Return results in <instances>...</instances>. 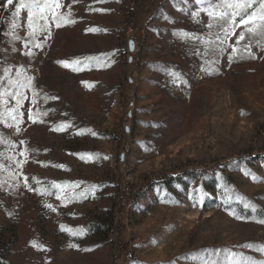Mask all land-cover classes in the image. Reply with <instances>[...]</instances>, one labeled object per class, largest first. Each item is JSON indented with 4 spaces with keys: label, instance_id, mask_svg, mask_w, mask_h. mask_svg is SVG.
I'll return each mask as SVG.
<instances>
[{
    "label": "rangeland",
    "instance_id": "obj_1",
    "mask_svg": "<svg viewBox=\"0 0 264 264\" xmlns=\"http://www.w3.org/2000/svg\"><path fill=\"white\" fill-rule=\"evenodd\" d=\"M20 2L0 0V264H264V37H225L224 0H23L31 27Z\"/></svg>",
    "mask_w": 264,
    "mask_h": 264
},
{
    "label": "snow or ice",
    "instance_id": "obj_2",
    "mask_svg": "<svg viewBox=\"0 0 264 264\" xmlns=\"http://www.w3.org/2000/svg\"><path fill=\"white\" fill-rule=\"evenodd\" d=\"M196 2L197 4H200L206 2V0H196ZM207 2L211 7L212 6L211 0H207ZM13 4H14V0H5L3 7L7 9L9 5H13ZM257 4L259 5L258 10L249 11L250 9H253V7ZM32 5H34L37 8H40L39 0H32ZM51 6L60 7L58 0H52L51 5L45 4L44 7L41 8V19H45V16L43 15L44 9L49 8ZM25 7L29 9L28 23H29V27H31L33 12L31 11V6L25 4L23 0H21V2L16 5V10L15 12H13V16L14 17L19 16L21 9ZM217 8H219L220 10L217 11L216 10ZM208 15L210 18L214 19L217 23H221L222 26L227 25L226 27H223L225 37H227L232 32L235 26H239V25H245V26L251 25L250 27H247V32L249 34L253 36L260 35L261 37H264V0H224L222 4L214 6L213 11H209ZM237 17L240 18L238 22H237ZM12 26L13 28L16 27L15 24H13ZM59 26L61 25L57 24V27ZM211 26L212 25L210 23L209 27ZM244 38H245V34L242 32L237 40V43H239V41L243 40ZM36 46L39 47V45ZM233 51H236V49L234 48ZM65 66L67 65L65 64ZM16 103L17 105H20L21 103L20 99H17ZM20 115L22 116L23 114L20 113ZM13 119H16V117L14 116ZM56 130H62V129H56ZM49 207H51V205H49ZM245 207H249V205L246 204ZM251 207L252 210L255 211V206L253 205ZM258 222L264 223V220H260ZM247 247H251V245H247ZM204 264H215V262L205 261ZM230 264H239V262L233 261L230 262Z\"/></svg>",
    "mask_w": 264,
    "mask_h": 264
},
{
    "label": "water",
    "instance_id": "obj_3",
    "mask_svg": "<svg viewBox=\"0 0 264 264\" xmlns=\"http://www.w3.org/2000/svg\"><path fill=\"white\" fill-rule=\"evenodd\" d=\"M128 47H129V50H133V43H132L131 39L128 41ZM130 59H131V57H129V60Z\"/></svg>",
    "mask_w": 264,
    "mask_h": 264
},
{
    "label": "trees",
    "instance_id": "obj_4",
    "mask_svg": "<svg viewBox=\"0 0 264 264\" xmlns=\"http://www.w3.org/2000/svg\"><path fill=\"white\" fill-rule=\"evenodd\" d=\"M95 224H102L101 222L95 223ZM111 227V223L109 225V228ZM0 256H2V253H0ZM1 258V257H0Z\"/></svg>",
    "mask_w": 264,
    "mask_h": 264
}]
</instances>
